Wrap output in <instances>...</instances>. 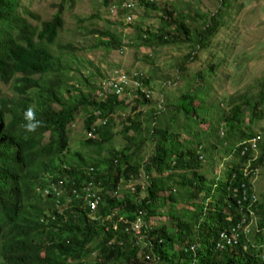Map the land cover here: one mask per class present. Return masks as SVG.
<instances>
[{"label":"trees","instance_id":"16d2710c","mask_svg":"<svg viewBox=\"0 0 264 264\" xmlns=\"http://www.w3.org/2000/svg\"><path fill=\"white\" fill-rule=\"evenodd\" d=\"M101 1L108 9L114 3V0ZM138 1L146 9L160 10L156 0ZM221 4L224 7V0ZM162 12L165 19L160 35L137 29L139 41L143 46H146L144 41L175 46L181 39L192 41L194 32L195 50L180 65L186 71L187 62L197 63L201 55L206 58L210 41L223 25L218 14L221 9L209 21L201 18L195 29L189 25L193 19L183 16L176 8L165 7ZM171 26L175 28L170 30ZM63 27L61 11L38 28L19 13L18 0H0V84L10 86L12 92L0 90V264H263L264 193L259 199L256 182L250 181L244 168L248 164L250 171L264 167L262 157L253 161L254 151L247 144L256 135L252 125L263 116L264 90L256 95L249 88L229 102L228 111L210 116L203 95L189 87L182 93L180 104L167 116L163 115V119L160 113L148 117V136L154 145L149 158L142 160L139 156L146 144L145 138L140 139L145 129L141 119L151 100L142 95L135 109L113 98L98 105L92 93L99 86L90 85L87 92L72 85L63 88L65 72L71 70V64L65 65L63 57L69 55L75 60L70 45L56 47ZM93 32L100 34L93 47L108 50L109 46H122L111 34ZM120 34L123 39V30ZM213 69L208 63L195 76L201 83L205 82ZM134 72L151 87L150 76ZM202 88L199 85L198 89ZM29 106L34 108L36 119L43 122L34 133L23 128V114ZM125 108L135 111L134 116L139 115L136 119H126L129 125L121 133H115V115ZM85 110L89 114L83 120V128L94 127V138L84 140L83 144L100 151L116 134H121L127 143L120 149L108 150L91 163L74 151L77 161L72 163L64 159L69 150V132L71 124ZM96 111L105 118V124L95 125ZM178 120L184 122V135L171 128ZM208 124L209 130H204L203 126ZM211 135L217 141L216 146L232 158L227 160L222 175L214 174L212 179L209 174L215 170L209 151L216 147L205 138ZM89 167L93 171H88ZM47 176L61 178L65 183L67 192L60 201V209L54 200L38 192V187L44 189ZM137 179L141 181L119 193L122 183L130 184ZM91 181L102 199L97 210L100 218L96 221L89 218L85 203V187ZM241 182L252 186L258 197L251 209L259 217L260 233L253 235L247 250L245 239L216 249L218 229L235 225L250 205H237L239 197L232 193L233 187H240ZM165 193L167 196H163ZM183 205L179 211L178 207ZM166 207L169 209L165 214L170 218L167 224L152 228L146 225L142 237L124 232L123 221L131 225L142 217L151 223V217L163 214L160 211ZM227 212L233 216L230 222ZM113 223L117 224L116 229ZM244 230L245 226L242 234ZM252 243L261 246L255 248Z\"/></svg>","mask_w":264,"mask_h":264},{"label":"rangeland","instance_id":"374dc122","mask_svg":"<svg viewBox=\"0 0 264 264\" xmlns=\"http://www.w3.org/2000/svg\"><path fill=\"white\" fill-rule=\"evenodd\" d=\"M156 3L160 8L158 12L146 9L140 4L139 8L137 5L130 25H126L123 21L114 25L109 19L111 17L115 19L120 14L114 11L110 17L109 9L101 0H18L19 13L33 27L40 28L43 22L51 20L59 11L62 12L64 27L59 33L56 47L70 45L75 55V60L70 59L69 55L63 57L65 65L71 64V70L65 72L63 88H69L68 86L72 85L87 92L90 85L97 88L104 79L105 72L112 69H122L129 73L141 71L150 76V85L153 88L151 105H147L144 109L145 116L141 119L145 129L140 139L145 138L146 144L139 156L142 160L149 158L154 145V141L148 136L147 120H150L148 117L151 113H160L163 119V115L167 116L174 106L180 104L182 93L189 87L197 89L203 95L204 107L209 108L210 116L228 111L229 102L235 96L244 94L249 88L256 95L264 90L262 86L264 82V0H224V7L221 0H156ZM164 5L171 10L176 8L183 16H190L193 19L189 21L192 29H195L196 24L201 23V18L209 21L221 9L218 14H221L220 20L223 25L210 41L205 52L206 58L201 55L199 62H187L184 66L186 71L180 69V65L184 63V57L195 50L194 32L192 41L182 42L181 39V42L175 46H158L154 41L150 43L144 41L146 46H143L139 41L137 29L144 32L150 30L152 35H160L159 29L165 19L162 12ZM174 28L171 26L170 30ZM121 30L124 33L123 39ZM93 31L111 34L117 42L121 41L122 46L118 48L109 46L108 50L93 47L100 37V34H94ZM108 39L109 37L106 36L105 40L108 41ZM226 56L229 58L222 64ZM241 62L244 64H239ZM208 63L214 67L213 73L209 75V80L201 83L195 73L204 69ZM199 85H203L204 88L199 90ZM0 90L3 93L12 94L10 86L0 84ZM88 111L80 112L78 119L71 124L69 150L65 153L64 159H69L72 163L77 161L73 157L74 151L80 152L82 158L87 163H91L106 155L108 150L120 149L127 143L121 134H116L113 140L100 151L92 145L83 144V141L87 140L84 135L83 120L89 114ZM134 112L125 108L115 115V133H121L123 127L129 125L126 119L138 117L139 114L134 116ZM261 112L263 116L254 122L252 130L264 137V106ZM168 123L171 124L169 120ZM183 125L184 122L178 120L177 124H173L171 128L184 135ZM245 125L247 127L250 125L249 120H246ZM203 127L204 130H209V124ZM205 138L212 147H216L209 151L212 169L216 171L209 174L212 179L214 174L222 175L231 154L225 155L224 149L216 146L217 141L214 135L205 136ZM259 155V151H255L254 158ZM140 181L137 179L133 183ZM255 182L260 199L261 193H264V167ZM127 184L122 183L119 193L130 190L126 189L129 187L126 186ZM143 195L146 196V193ZM163 196H167V193ZM184 207V205L179 206L178 210ZM168 209L169 207H166L160 211L163 214L151 217V223H148L151 228L170 221L169 216L165 214V212L168 213Z\"/></svg>","mask_w":264,"mask_h":264},{"label":"built area","instance_id":"2783aa9c","mask_svg":"<svg viewBox=\"0 0 264 264\" xmlns=\"http://www.w3.org/2000/svg\"><path fill=\"white\" fill-rule=\"evenodd\" d=\"M121 1V0H120ZM118 1L111 4L109 9L110 17L111 13L114 14V11L117 14H120L115 19H111L115 22H124L126 25H130L131 21H133L135 11L137 10V5L139 8L140 2L138 0H123L121 3H117ZM152 89L151 87L142 82V78L140 74L134 72L132 74L127 73L122 69H112L106 71L105 79L100 84L99 88L94 90L92 93L93 101L98 104H106L110 101L111 98L117 99L118 102H124L127 105H130L131 108L135 109L137 105V101L142 98V95L145 96L146 99L152 98ZM141 109V106L138 107V110ZM94 115L97 117L95 121V125L105 124L103 120L105 118H101L98 111L94 112ZM94 127H92L93 129ZM248 147L252 149L254 152L259 151L260 157L264 162V140L261 135H258L247 141ZM244 154V153H242ZM256 159V158H255ZM246 175H249L251 172L256 176L257 171L245 170ZM254 182V180H252ZM137 183H130L129 187L131 189ZM85 203L86 207L89 211V218L93 221L98 220L97 218V210L98 206L101 204V198L98 195L97 191L93 189L92 184L88 183L85 187ZM241 192V198L237 201L239 205L250 204L254 205L257 201V196L254 193L253 187H249L245 182H242L239 190L238 187L233 190L234 194ZM249 194H252L249 197ZM247 212H254L250 206H247ZM121 220V219H120ZM145 222V224H144ZM124 224V232L126 234L142 237L144 227L150 225L145 221L144 218L140 217L136 222L131 225H126V222L123 221ZM113 229H116V225L113 224ZM242 229V224L237 227L231 228L230 230H223L218 233L216 238V249H224L227 246H232L237 244L239 239V234ZM194 248V247H193ZM150 258V256H148Z\"/></svg>","mask_w":264,"mask_h":264},{"label":"clouds","instance_id":"9594fccd","mask_svg":"<svg viewBox=\"0 0 264 264\" xmlns=\"http://www.w3.org/2000/svg\"><path fill=\"white\" fill-rule=\"evenodd\" d=\"M116 1H120V0H116ZM116 1H114V2H116ZM110 7H111V5H110ZM110 7H109V9H110ZM127 42H129V41H127ZM105 75H106V72H105ZM104 79H105V76H104ZM102 81H101V83H102ZM100 84H99V86H100ZM94 90H96V89H94ZM23 118H24V121H25V123L23 124V128L28 133H34V132L37 131L38 128H40L42 126V123L43 122L36 119L35 110L31 106H29L28 108L25 109L24 114H23ZM72 126H74V124ZM84 135H85V138L86 139L94 138V135H93V132H92V128H89V129H85L84 128ZM258 135H261L262 138H263V140H264L263 135L260 134V133H257L252 138H254V137L258 136ZM258 158H261L260 155L255 159L254 158V154H253V161L257 160ZM229 159H232V158H229ZM249 165L250 164H248L244 168V171L246 169L249 170ZM261 169L260 168H256L255 169L257 171V174H256V176H254V178H253V175L254 174L252 172L249 174L250 181L254 180V182H255V180L258 179V176H259V174L261 172ZM88 171H93V169L91 167H89L88 168ZM67 178H69L71 180H75L76 179V178H73V176H67ZM45 181L47 183H46L44 189H41V187H38V192L41 193L43 197L50 198V199L54 200L56 202L57 208L60 209L61 208L60 207V201L65 197L66 192H67L66 191V186H65V183H64L63 179H61V178L54 179V178H49V176H47L46 179H45ZM91 184H92L93 189L96 190V191H98L96 189V186L94 185V183L92 181H91ZM236 187H238V186H236ZM236 187H233L232 193H233V190L236 189ZM238 190H239V187H238ZM234 195H237L239 198H241V192H239L237 194H234ZM257 200H258V197H257ZM101 201H102V199H101ZM237 205H238V203H237ZM247 206L252 207V205H247ZM247 206H246V208L244 206L245 211L242 212L241 219L235 225H232L230 228L226 229V230H230L231 228L237 227L238 225H241V224H242V227L245 226V230H244V233L245 234H242V229H241L240 234H239V239L237 241V244H238L239 242H242L243 239L246 240L247 243L244 245V249L245 250H247L249 248V244L252 242L253 235L255 233H260V231H259V217L255 214V212L248 213L247 212ZM86 209H87V207H86ZM87 211H88V209H87ZM232 218H233V216L231 215V213L230 212H227V221L230 222L232 220ZM120 219L121 218H119L118 220L121 221ZM113 224H115L116 225V228H117V224L116 223H113ZM113 224H112V227H113ZM217 228H220V226H218ZM221 231H223V230L222 229H218V231L216 233V237H215L214 243L216 242V238H217L218 233H220ZM252 245L255 248H260V246H261V245L256 244V243L255 244L252 243ZM263 246H264V244H262V247ZM94 256H95V254H92V257H94ZM261 257H262V263L264 264V252L262 253Z\"/></svg>","mask_w":264,"mask_h":264},{"label":"bare ground","instance_id":"6f19581e","mask_svg":"<svg viewBox=\"0 0 264 264\" xmlns=\"http://www.w3.org/2000/svg\"><path fill=\"white\" fill-rule=\"evenodd\" d=\"M98 111L100 112V111H102V110H98ZM99 114H100V113H99ZM101 115H103V114H101ZM96 119H97V118H96ZM112 221H113V219H112ZM94 223H95V222H94ZM110 225H111V224H110Z\"/></svg>","mask_w":264,"mask_h":264}]
</instances>
